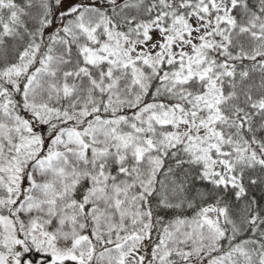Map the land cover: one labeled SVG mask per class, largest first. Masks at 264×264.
<instances>
[{
	"label": "snow or ice",
	"instance_id": "snow-or-ice-1",
	"mask_svg": "<svg viewBox=\"0 0 264 264\" xmlns=\"http://www.w3.org/2000/svg\"><path fill=\"white\" fill-rule=\"evenodd\" d=\"M0 264H264V0H0Z\"/></svg>",
	"mask_w": 264,
	"mask_h": 264
}]
</instances>
